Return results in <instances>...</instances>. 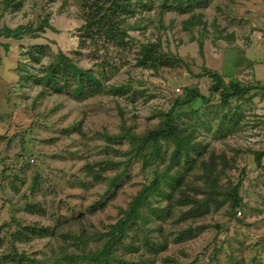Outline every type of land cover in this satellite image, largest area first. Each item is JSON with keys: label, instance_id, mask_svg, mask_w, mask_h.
<instances>
[{"label": "rangeland", "instance_id": "374dc122", "mask_svg": "<svg viewBox=\"0 0 264 264\" xmlns=\"http://www.w3.org/2000/svg\"><path fill=\"white\" fill-rule=\"evenodd\" d=\"M82 1L10 0L6 8L0 0V29L31 30L0 37V253L14 245L39 264H68L62 254L100 249L174 149L162 143L160 158L144 160L132 156L129 137L144 135L172 110L175 122L194 128L191 143L204 148L191 152L189 163L182 154L170 172L180 168L185 183L202 185V161L225 155L221 180L238 184L241 215L233 219L224 205L183 218L187 205L169 218L166 199L154 193L140 208L147 221L130 227L110 264H264V157L257 165L253 155L264 151V91L222 106L206 73L264 86V56L255 53L264 39V0H132L133 13L121 24L125 49L85 37ZM194 18L200 23L189 25ZM147 43L179 61L157 70L138 66L136 51ZM59 53L97 76L103 70L101 92L75 99L37 83ZM186 88L207 102L176 106ZM29 225L51 234L13 242L10 234Z\"/></svg>", "mask_w": 264, "mask_h": 264}, {"label": "trees", "instance_id": "16d2710c", "mask_svg": "<svg viewBox=\"0 0 264 264\" xmlns=\"http://www.w3.org/2000/svg\"><path fill=\"white\" fill-rule=\"evenodd\" d=\"M4 1L7 8L11 2L10 0ZM131 1H82L85 37L91 39L94 45L97 42L96 39H101L103 45H112L118 49H125L128 46V42L125 41L128 36L126 30L121 28V24L126 16L133 13L130 9ZM195 20L197 21L190 20L187 23L189 25L200 23L199 18ZM45 25L47 26V24ZM47 27L50 28L49 26ZM42 30L43 25L37 28V31ZM30 31L24 28L11 31L9 28L3 27L0 29V37H16L19 34ZM135 61L140 67L157 70L179 61V59L170 53L164 52L159 43H147L138 46ZM206 73L212 79L213 85L210 89L214 92H219L222 106H228L232 98L242 99L251 90L264 91V86L261 85H243L234 78L225 82L224 78L217 72L207 70ZM99 74L100 76H97L91 69L80 68L69 58L59 53L55 62L46 68L37 83L48 88L53 93L65 94L75 99H80L84 95L93 96L101 92L103 70L99 71ZM185 92L184 98L175 102L176 106L189 105L197 99L203 103L207 102V99L196 88H186ZM194 131V128L190 126L180 125L175 122L172 117V110H170L164 114L162 121L157 126L144 135L138 137L131 135L129 139L132 143V156L139 157L142 154L144 160L149 156L160 158L162 143H172L174 149L171 152L169 162H162V168L154 167L152 180L142 186L141 190L132 198L126 210L123 211L122 217L110 226L109 231L104 234L105 241L100 249L89 251L85 255L64 253L60 259L68 264H75L79 259L83 262H94V264H110L112 250L117 243H120L127 236L130 227L136 225L139 218L142 220L141 223L147 221L146 218L141 216L140 208L144 203L149 204V197L154 195V193L162 194L166 199V205L162 212L169 218L173 217L177 212V206H190V209L186 212L179 211L181 212L180 216L185 218L190 214L198 215L202 209L210 206L218 210L222 206L228 205L231 211L230 216L238 220L236 213L242 205V199L238 193V184H232L231 182L223 184L221 180V175L229 168L225 155L216 156L211 153L207 160L202 161V185H196L193 182L185 183L186 175L180 168L170 172L172 163L178 161L182 154L185 156V163H189L192 162L190 153L204 148L200 144L191 143ZM148 147L151 150L143 152ZM253 155L256 164L260 165L264 157V151L254 152ZM144 166H148L146 162H144ZM93 178L98 180L101 179V176L98 172H93ZM56 229L52 232H55ZM49 234H51L49 228L29 225L23 226L15 233L10 234V237L13 242H27L32 237H45ZM166 247L167 243L165 242L163 248L166 249ZM0 264H39V262L28 257L19 256L16 247L10 245L0 253Z\"/></svg>", "mask_w": 264, "mask_h": 264}, {"label": "crops", "instance_id": "0c3cea01", "mask_svg": "<svg viewBox=\"0 0 264 264\" xmlns=\"http://www.w3.org/2000/svg\"><path fill=\"white\" fill-rule=\"evenodd\" d=\"M255 46L257 47V51H255V53H257V54L258 53H262L263 56H264V39H261V40L257 41V43L255 44ZM249 57H247V58L249 59ZM259 71H260V74L263 75L262 78H261V80L264 81V67L262 66V68ZM258 78H260V76Z\"/></svg>", "mask_w": 264, "mask_h": 264}, {"label": "built area", "instance_id": "2783aa9c", "mask_svg": "<svg viewBox=\"0 0 264 264\" xmlns=\"http://www.w3.org/2000/svg\"><path fill=\"white\" fill-rule=\"evenodd\" d=\"M175 93H177V94H179V93H181L180 92V89H175ZM236 215H237V217H240V215H241V213L238 211L237 213H236Z\"/></svg>", "mask_w": 264, "mask_h": 264}]
</instances>
